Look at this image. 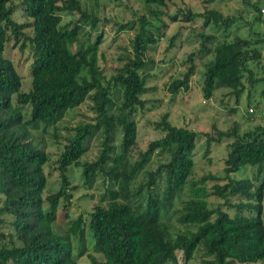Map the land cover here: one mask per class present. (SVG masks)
Instances as JSON below:
<instances>
[{"label":"trees","instance_id":"obj_1","mask_svg":"<svg viewBox=\"0 0 264 264\" xmlns=\"http://www.w3.org/2000/svg\"><path fill=\"white\" fill-rule=\"evenodd\" d=\"M91 1L97 4V0ZM13 3L14 0H0V264H77L69 237L83 245L78 254L81 256L85 233L92 240V252L101 257L96 260L87 255L89 264H187L198 248L203 250L199 264H264L260 208L264 188V127L238 135L236 126L229 131H216L212 126L215 142L232 139L226 145L223 160L226 183L214 184L209 191L196 185L217 181L214 176L206 175L192 183V196L182 203L176 221L194 230L172 234L160 217L188 184L197 134L172 126L164 114L152 124L161 136L148 142L140 159L132 164L126 161L127 153L135 146L137 114L143 112L146 104L141 97L150 91L146 82L153 78L146 53L159 40L160 27L149 25L144 16L137 17V32L130 51L120 67L105 79L97 64L99 35L85 47L70 51L71 45L77 44L80 30L93 29L98 22L97 17L86 13L81 0H22L27 23L14 21L18 7ZM141 3L147 14L153 16L151 7H162L164 0H141ZM210 3L212 0L206 1ZM257 8L256 4L250 5V9L259 11ZM72 13L78 18L70 26H61V15ZM196 18L202 20L203 28L226 33L224 39L198 33L196 53L187 56L188 67L182 78L169 82L166 91L172 97L186 91L194 72L193 60L211 56L203 65L200 92L204 100L211 99L218 89H228L236 102L244 89V76L249 85H263L264 97V79H253L249 68L250 63L257 65L262 59L256 47L263 43L260 36L256 34L250 40L235 35L226 40L234 19L205 6L200 14L186 11L180 19L174 15L169 20L190 23ZM131 25L130 22L119 24L117 32L130 29ZM27 28L30 37L23 32ZM10 39L21 42L19 52L26 45L30 50L27 93L20 92V77L3 55ZM85 100L92 104L93 119L75 126L65 140L55 161L58 189L43 198L46 188L43 167L48 163V155L30 142L26 128L52 127ZM24 108H28L26 120ZM117 134L120 135L118 147L114 145ZM94 138L100 139L96 159L81 162ZM211 140L207 137V147ZM155 153L166 160L146 173L144 183L131 189L132 182ZM244 167L254 168L256 177L263 172L261 182L256 184L254 173L250 179L229 177ZM70 168L80 170L79 188L89 191L99 179L105 185L104 193L99 198L100 204L87 214L86 225L78 216L60 236L55 232L59 203L67 205L71 193L78 188L70 186ZM209 196L238 212L245 208L251 214L229 216L219 208L210 209L204 200ZM231 197L254 203L229 205ZM4 218L8 234L2 231Z\"/></svg>","mask_w":264,"mask_h":264},{"label":"rangeland","instance_id":"obj_2","mask_svg":"<svg viewBox=\"0 0 264 264\" xmlns=\"http://www.w3.org/2000/svg\"><path fill=\"white\" fill-rule=\"evenodd\" d=\"M21 1L14 0L13 4L18 8L13 14V19L17 23H27L28 20H26L22 12ZM206 1L164 0L162 7H151L155 14L149 16L141 0H97V4H93L91 0H81V6L85 8L86 13L97 17L98 22L93 29L84 27L80 30L77 44L70 47V51L75 52L78 47H85L92 43L96 35H99L100 44L97 50V64L104 78L108 79L123 63L128 54L127 51H130L131 40L137 32V17L144 16L149 25L160 27L161 36L159 40L154 46L149 47L146 53V58L151 63L148 69L151 71L153 78L146 82L150 91L141 97L146 104L143 112L137 114L135 146L127 153L126 161L128 164H132L140 159V154L145 150L148 142L161 136L159 130H155L152 124L158 122L164 114L167 115V120L172 126L182 127L197 134L192 152L193 167L188 184L177 194L169 209L163 212L160 217V220L170 227L172 234L182 232L185 229L194 230V227L180 225L176 221L181 213L182 203L192 196L190 193L192 183H197L201 177L206 175L214 176L217 181H206L203 185H196V187L209 191L214 184L223 185L226 183L222 173L223 160L226 155V145L232 139L223 138L220 142H215L214 139L217 137L215 131L212 130V126L215 127L216 131H229L236 126L238 135L252 131L256 127H264V97L261 95L263 89L261 83L249 85L244 76L242 78L244 89L236 102L228 89L216 90L209 100L202 98L200 90L203 65L211 59V56H202L199 60H193L194 72L189 78L186 91L181 90L173 97L166 91V85L169 82L182 78V74L188 67L185 62L187 56L191 53H196L199 46V39L196 37L198 33L211 34L216 40L224 39L223 37L226 33L214 31L211 27L203 28L200 18H196L190 23H185L181 20L171 23L169 20L174 15L180 19L181 14L186 11L200 14L203 12L204 6L219 12L224 17L234 19L235 23L233 22V25L229 28L226 40H231L235 35L250 40L256 34L260 36L263 43L256 47L260 49L262 59L257 65L250 63L249 68L253 73V79H264V0H212L210 4H206ZM252 4H256L259 11L250 9ZM77 18L78 15L76 13L61 15V26H70ZM128 22L132 23L130 29L117 32V25ZM23 32L27 37L31 36V31L28 28L24 29ZM170 42L171 46H169ZM20 43V41L15 43L10 39L6 44L3 55L11 61L20 77V92L27 93L30 90V50L26 45L25 49L19 52ZM110 91L112 92V89ZM170 99L173 100L170 101ZM117 103L115 102V105ZM91 105L89 100H85L78 107L67 111L63 118L52 127L45 129L40 126L32 129L26 128L30 142L34 146L42 148L48 155V163L43 167V173L46 178L43 198L58 189L55 161L65 144V140L72 134V129L79 124L89 123L93 119ZM232 110L233 112H231ZM23 115L24 120H26L28 108L23 109ZM54 135L56 138L53 137ZM207 137L212 138L208 147L206 143ZM119 142L120 135L117 134L114 145L118 147ZM99 143L100 139L94 138L80 161H94L99 152ZM165 160L164 156L153 154L132 182L131 189L144 183L146 173L154 171L157 165ZM254 170V168L244 167L229 177L234 180H241L250 179L254 176L256 184L257 182L260 183L263 178V172H260L259 176L256 177L257 173H254ZM253 173L254 175L252 176ZM80 183V170L78 168H70V186H77L78 188L71 193V198L67 205L63 202L59 203L55 232L60 236L65 234L70 222L78 216H81L83 223L86 225L87 214L95 205L100 204L99 198L104 193L105 185L102 186L101 181L97 179L91 190L84 191L79 188ZM143 196H145L144 193ZM204 200L208 208H219L229 216L251 214L245 208L238 212L232 206L224 204L223 201L213 196L205 197ZM238 203L245 205L248 203L253 204L254 202L241 197H231L228 204L237 205ZM260 208L264 224V188ZM4 221L2 231L8 234L10 231L6 226L7 220L4 218ZM84 235L86 238L84 240L85 248L81 256H78V254L83 245L78 244L76 238L69 237L72 254L74 258H77V264H89L87 255L93 256L96 260L101 259L100 255L92 252V240L90 237H87L86 233ZM202 258L203 250L198 248L192 261L187 264H199ZM177 261L181 263L180 255L178 254Z\"/></svg>","mask_w":264,"mask_h":264}]
</instances>
